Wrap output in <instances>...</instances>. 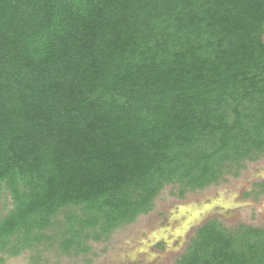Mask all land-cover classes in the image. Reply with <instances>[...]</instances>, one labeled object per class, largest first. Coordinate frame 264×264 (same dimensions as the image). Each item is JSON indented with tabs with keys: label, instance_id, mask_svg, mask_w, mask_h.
<instances>
[{
	"label": "trees",
	"instance_id": "16d2710c",
	"mask_svg": "<svg viewBox=\"0 0 264 264\" xmlns=\"http://www.w3.org/2000/svg\"><path fill=\"white\" fill-rule=\"evenodd\" d=\"M261 159L264 0H0V264L86 257ZM177 264H264V227L210 220Z\"/></svg>",
	"mask_w": 264,
	"mask_h": 264
},
{
	"label": "rangeland",
	"instance_id": "374dc122",
	"mask_svg": "<svg viewBox=\"0 0 264 264\" xmlns=\"http://www.w3.org/2000/svg\"><path fill=\"white\" fill-rule=\"evenodd\" d=\"M225 179L183 198L167 187L153 212L118 230L108 242H91L93 250L86 257L69 258L55 250L37 259L36 252H26L5 264H177L195 237V229L210 220L218 219L230 229L242 225L263 228L264 191L256 185L264 183V159L248 163L240 177ZM5 209L1 202L0 218Z\"/></svg>",
	"mask_w": 264,
	"mask_h": 264
},
{
	"label": "flooded vegetation",
	"instance_id": "af4514ba",
	"mask_svg": "<svg viewBox=\"0 0 264 264\" xmlns=\"http://www.w3.org/2000/svg\"><path fill=\"white\" fill-rule=\"evenodd\" d=\"M198 230V227L195 229V232Z\"/></svg>",
	"mask_w": 264,
	"mask_h": 264
}]
</instances>
